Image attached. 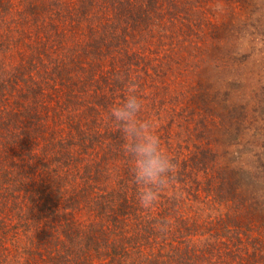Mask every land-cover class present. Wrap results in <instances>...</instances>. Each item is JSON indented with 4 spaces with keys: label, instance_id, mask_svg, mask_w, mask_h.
Returning <instances> with one entry per match:
<instances>
[{
    "label": "trees",
    "instance_id": "16d2710c",
    "mask_svg": "<svg viewBox=\"0 0 264 264\" xmlns=\"http://www.w3.org/2000/svg\"><path fill=\"white\" fill-rule=\"evenodd\" d=\"M192 13L184 0H0V264H264V220L253 227L204 133L218 122L190 66ZM128 81L176 162L150 208L109 117Z\"/></svg>",
    "mask_w": 264,
    "mask_h": 264
},
{
    "label": "rangeland",
    "instance_id": "374dc122",
    "mask_svg": "<svg viewBox=\"0 0 264 264\" xmlns=\"http://www.w3.org/2000/svg\"><path fill=\"white\" fill-rule=\"evenodd\" d=\"M184 1L193 11L186 43L195 56L190 66L197 71L218 122L204 133L216 137L220 160L234 168L245 185L243 191L252 201L247 217L260 230L264 220V0ZM205 187L209 189L201 188L198 201L206 196ZM204 203L208 211L220 204L212 194ZM187 207L183 205L182 211ZM4 247L0 246V261L7 255Z\"/></svg>",
    "mask_w": 264,
    "mask_h": 264
},
{
    "label": "clouds",
    "instance_id": "9594fccd",
    "mask_svg": "<svg viewBox=\"0 0 264 264\" xmlns=\"http://www.w3.org/2000/svg\"><path fill=\"white\" fill-rule=\"evenodd\" d=\"M131 90L109 112L121 138L131 182L136 189L137 203L143 208L152 207L174 179L175 160L163 147L153 124L141 118L144 108L142 98L135 91V84L128 81ZM167 221L158 222L157 230H167Z\"/></svg>",
    "mask_w": 264,
    "mask_h": 264
}]
</instances>
